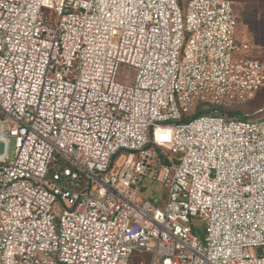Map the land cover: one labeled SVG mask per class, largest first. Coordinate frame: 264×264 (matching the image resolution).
I'll list each match as a JSON object with an SVG mask.
<instances>
[{"label": "built area", "instance_id": "built-area-1", "mask_svg": "<svg viewBox=\"0 0 264 264\" xmlns=\"http://www.w3.org/2000/svg\"><path fill=\"white\" fill-rule=\"evenodd\" d=\"M247 50L228 0H0V264H264Z\"/></svg>", "mask_w": 264, "mask_h": 264}, {"label": "rangeland", "instance_id": "rangeland-1", "mask_svg": "<svg viewBox=\"0 0 264 264\" xmlns=\"http://www.w3.org/2000/svg\"><path fill=\"white\" fill-rule=\"evenodd\" d=\"M189 0H178V4L181 8L185 9L186 3ZM231 1V0H228ZM257 3L252 5L253 7L248 11V18H242L238 22L237 26V41L244 43L248 46L247 51L234 52L233 58H257L264 59V0H255ZM235 7H240V11L244 12L245 4H235ZM241 18V17H240ZM135 71L131 68L121 66L117 73L116 81L121 84L130 85L133 83ZM195 107L199 110L202 107L210 108L208 103H196ZM241 111L244 118H248L247 121H259L264 119V90H262L256 98L249 103H244L235 108ZM1 117V115H0ZM10 128L14 125L8 122ZM163 133L159 131L157 137L162 139ZM10 151L14 148V140L9 139ZM161 150H158L160 153ZM2 152V144H0V153ZM128 153L122 152L120 157L124 160L127 158ZM137 193L143 200H147L156 206L162 205V201L165 199V192L156 181H150L143 179L136 188ZM195 235L202 239L204 237L203 224L195 222L193 226ZM264 251V250H263Z\"/></svg>", "mask_w": 264, "mask_h": 264}, {"label": "trees", "instance_id": "trees-1", "mask_svg": "<svg viewBox=\"0 0 264 264\" xmlns=\"http://www.w3.org/2000/svg\"><path fill=\"white\" fill-rule=\"evenodd\" d=\"M231 2H233V6H234V13H235V18H236V22H237V26H238V22H240V20L243 18H248V11L253 7L252 5H255V3H257L255 0H231ZM234 3L237 5V4H245V11L242 12L240 11V7H235ZM241 17V18H240ZM264 90V88H262L258 93L257 95L262 91ZM256 95V96H257ZM255 96V98H256ZM254 98V99H255ZM253 99V100H254ZM253 100L249 101V102H252ZM247 102V103H249ZM237 106H234L233 108H223V107H220L218 108L219 109V113L224 116L226 119H233V118H237V119H246L248 120L249 117L247 118H244L242 116V112L239 111V110H236ZM199 114V112H196L195 115ZM158 151V150H157Z\"/></svg>", "mask_w": 264, "mask_h": 264}, {"label": "bare ground", "instance_id": "bare-ground-1", "mask_svg": "<svg viewBox=\"0 0 264 264\" xmlns=\"http://www.w3.org/2000/svg\"><path fill=\"white\" fill-rule=\"evenodd\" d=\"M159 131H161V129H159L158 132H159ZM158 132H157V133H158ZM157 133H156V136H157ZM157 139H158V140H161V139H159L158 137H157Z\"/></svg>", "mask_w": 264, "mask_h": 264}]
</instances>
